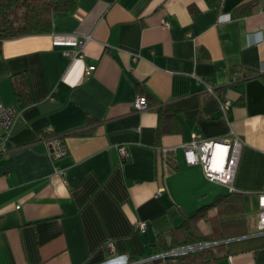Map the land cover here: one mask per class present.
Wrapping results in <instances>:
<instances>
[{
    "label": "crops",
    "instance_id": "1",
    "mask_svg": "<svg viewBox=\"0 0 264 264\" xmlns=\"http://www.w3.org/2000/svg\"><path fill=\"white\" fill-rule=\"evenodd\" d=\"M246 3L250 13L239 16ZM86 38L82 57L68 56ZM23 73L30 103L14 89ZM263 73L264 0H77L53 14L50 33L5 40L0 95L18 117L0 146V264L148 257L157 235L229 192L186 163L193 133L243 140L234 187L244 193L248 233L225 241L224 264H264ZM140 96L148 110H135ZM49 128L68 151L59 159L45 142Z\"/></svg>",
    "mask_w": 264,
    "mask_h": 264
},
{
    "label": "trees",
    "instance_id": "2",
    "mask_svg": "<svg viewBox=\"0 0 264 264\" xmlns=\"http://www.w3.org/2000/svg\"><path fill=\"white\" fill-rule=\"evenodd\" d=\"M76 2L0 0V54L5 40L50 33L53 14L72 10ZM249 6L246 3L237 7V14H249ZM260 76L264 81V73ZM14 89L20 100L31 102L29 79L25 73L14 80ZM172 118L160 114L163 123H170ZM2 154L0 150V157ZM204 222L209 224L210 230L202 227ZM247 233L244 193L229 191L219 195L212 204L200 207L196 213L185 214L183 222L169 233L157 235L156 242L150 246L149 256L135 264H224L227 258L225 241Z\"/></svg>",
    "mask_w": 264,
    "mask_h": 264
},
{
    "label": "built area",
    "instance_id": "3",
    "mask_svg": "<svg viewBox=\"0 0 264 264\" xmlns=\"http://www.w3.org/2000/svg\"><path fill=\"white\" fill-rule=\"evenodd\" d=\"M231 16L221 15L220 21L230 20ZM164 27L169 28V21L164 22ZM86 39L81 40L79 43L80 50L68 52L70 57H82V48L86 43ZM94 66L85 68V75H92ZM208 91L216 95L214 89L207 85L204 81L199 80ZM217 96V95H216ZM219 98V97H218ZM221 110L227 117L230 103L227 99L221 98ZM134 108L137 111H145L149 109V103L145 96L138 97L134 102ZM18 117L17 110L13 106L6 105L0 95V145H3L9 138L12 125L15 119ZM48 136L45 138V142L48 145L50 154L54 159H59L67 154V148L64 145L61 137L56 136L52 129L47 130ZM244 142L237 135H233L232 139L225 141L205 139L197 133H193L191 140L184 145V154L186 163L190 166H200L203 171L204 177L212 183H217L225 186L229 191L235 190L234 182L238 170L240 155L242 152ZM122 157L127 156L126 147H119ZM174 148L162 149L165 154L173 151ZM258 215L259 220L257 229L259 233H264V190L258 196ZM137 228L140 231H145L147 223L139 222ZM110 249L113 248L111 243H108ZM195 248V247H194ZM189 249V248H188ZM230 260V258H229Z\"/></svg>",
    "mask_w": 264,
    "mask_h": 264
}]
</instances>
